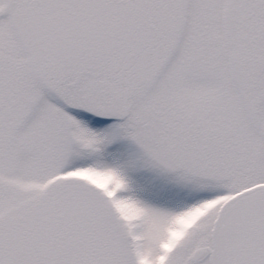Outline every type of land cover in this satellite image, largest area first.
Masks as SVG:
<instances>
[{
    "label": "snow or ice",
    "instance_id": "snow-or-ice-1",
    "mask_svg": "<svg viewBox=\"0 0 264 264\" xmlns=\"http://www.w3.org/2000/svg\"><path fill=\"white\" fill-rule=\"evenodd\" d=\"M0 264H264V0H0Z\"/></svg>",
    "mask_w": 264,
    "mask_h": 264
},
{
    "label": "rangeland",
    "instance_id": "rangeland-1",
    "mask_svg": "<svg viewBox=\"0 0 264 264\" xmlns=\"http://www.w3.org/2000/svg\"><path fill=\"white\" fill-rule=\"evenodd\" d=\"M107 152L109 160L116 156L124 161L138 155L139 149L131 141L121 139L110 145ZM130 175L133 179L132 191L125 195H134L157 206L172 208L207 195L206 192L195 191L191 185L180 182L177 173L141 167L133 170Z\"/></svg>",
    "mask_w": 264,
    "mask_h": 264
},
{
    "label": "clouds",
    "instance_id": "clouds-1",
    "mask_svg": "<svg viewBox=\"0 0 264 264\" xmlns=\"http://www.w3.org/2000/svg\"><path fill=\"white\" fill-rule=\"evenodd\" d=\"M102 179V178H101Z\"/></svg>",
    "mask_w": 264,
    "mask_h": 264
}]
</instances>
